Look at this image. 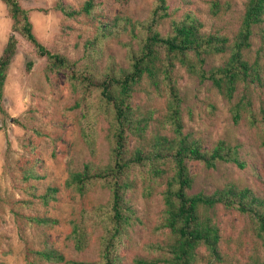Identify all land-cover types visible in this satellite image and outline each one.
<instances>
[{
  "label": "trees",
  "instance_id": "1",
  "mask_svg": "<svg viewBox=\"0 0 264 264\" xmlns=\"http://www.w3.org/2000/svg\"><path fill=\"white\" fill-rule=\"evenodd\" d=\"M10 18L11 32L0 52V100L7 69L17 52L18 38L32 44L35 53L44 57L43 70L49 73L64 71L83 102L90 101L91 111L107 123L106 161L86 160L79 167H70L63 188L84 196L89 190L105 191V199L94 206L83 207L66 221L69 231L64 234L73 252H82L91 235L97 240V258H68L64 250L49 240L45 229L39 245L27 248L26 264H200L198 247L207 253L206 264H243L233 261L220 248L221 229L216 219L217 207L234 209L251 218L253 236L264 251V195H259L236 182H226L207 192L192 190L195 175L191 162L205 168L218 162H233L243 167L236 144L219 138L205 146L201 139L184 130L183 96L178 84V68L210 82L211 88L227 104L234 121L246 117L250 124L261 129L264 145V105L253 104V87L264 86V0H245L237 30L229 35L218 29L204 30L203 23L190 10L169 17L166 0H158L142 19L115 17L99 24L98 32L89 38L85 47L94 46L101 38L115 35L118 19L128 38L119 39L124 48V63L109 61L105 66L94 58L78 59L54 51L38 39L33 31L27 9L19 0H1ZM65 15L79 11L57 4ZM229 0H208V11L214 15L228 8ZM93 0H85L80 10L89 11ZM167 21L168 27L161 28ZM258 43L254 47L253 38ZM221 56L218 63L210 62ZM30 61L26 66L29 67ZM164 96V109L135 102V91ZM75 101V105L79 104ZM153 121L159 128L151 130ZM86 144L91 139L83 130ZM39 175L28 172L23 180ZM141 180L147 193L156 189L162 208L154 226L159 240L146 242L144 254L138 253L125 262L120 252V239L141 221L131 203L130 193ZM30 184L24 192L43 205L55 199L60 186L48 184L42 192ZM146 192V190H145ZM30 198L21 201L28 204ZM19 214L17 209H12ZM28 222L51 227L60 219L51 215H21ZM245 264H264V257L253 255Z\"/></svg>",
  "mask_w": 264,
  "mask_h": 264
},
{
  "label": "rangeland",
  "instance_id": "2",
  "mask_svg": "<svg viewBox=\"0 0 264 264\" xmlns=\"http://www.w3.org/2000/svg\"><path fill=\"white\" fill-rule=\"evenodd\" d=\"M158 0H93L89 11L80 10L85 0H19L28 17L33 31L40 41L54 51L68 57L94 58L95 63L105 66L107 62L124 63V48L118 38L127 39L122 30L121 19L114 28L115 35L101 38L94 46L85 47L86 41L98 32L99 24L115 17L127 16L131 19L144 18ZM230 5L212 15L208 0H166L169 17H177L190 10L203 23L204 30L218 29L225 34H233L238 28L245 0H229ZM58 3L79 11L70 16L63 14ZM0 0V52L11 32L10 18ZM264 23V20H263ZM167 21L161 23L164 30ZM257 34L253 38L254 47L258 43ZM17 52L7 69L3 97L0 100V264H26L27 248L36 247L43 230L68 258H97V240L91 235L89 245L82 252H73L67 245L64 234L69 231L65 220L72 218L83 207L94 206L96 201L106 197L104 190L93 188L84 196L71 193L63 188L70 167H79L86 160L106 161L108 140L106 121L94 114L90 101L83 102L78 89L70 84L64 71L47 74L43 70L44 57L38 56L28 41L17 35ZM221 56L210 59L218 63ZM30 61L29 67L26 66ZM264 68V59L262 60ZM178 84L183 96L184 130L201 139L207 145L219 138L236 144L245 164L238 167L233 162H218L214 167L205 168L200 162H191L195 175L192 190L207 192L226 182H236L259 195H264V145L261 143V129L250 124L246 117L234 121L227 104L214 92L210 82H202L197 76L178 68ZM253 104L256 109L261 101L264 105V86L253 87ZM164 96L146 94L138 89L134 101L156 108L157 115L164 109ZM79 104L76 106L75 101ZM159 128L153 121L151 130ZM91 139L86 144L83 135ZM36 172L38 177H23L28 172ZM139 179L130 193L131 203L141 221L135 223L120 239L119 249L125 262H131L135 254L146 252L144 245L159 240L155 224L162 204L156 189L147 193ZM30 184L36 186V193L42 192L48 184L59 185L56 198L45 205L24 192ZM146 190V192H145ZM28 198L31 201L24 204ZM17 209L19 214H14ZM40 214L58 217L60 221L51 227L28 222L21 215ZM216 219L221 229L220 248L233 261L245 264L253 255L264 257L262 247L253 236L251 218L234 209L217 207ZM200 264H206L207 253L198 247ZM63 264V263H54Z\"/></svg>",
  "mask_w": 264,
  "mask_h": 264
}]
</instances>
